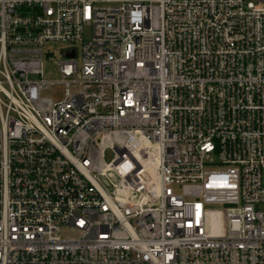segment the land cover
I'll list each match as a JSON object with an SVG mask.
<instances>
[{
	"label": "built area",
	"instance_id": "1",
	"mask_svg": "<svg viewBox=\"0 0 264 264\" xmlns=\"http://www.w3.org/2000/svg\"><path fill=\"white\" fill-rule=\"evenodd\" d=\"M0 264H264V0H0Z\"/></svg>",
	"mask_w": 264,
	"mask_h": 264
},
{
	"label": "rangeland",
	"instance_id": "2",
	"mask_svg": "<svg viewBox=\"0 0 264 264\" xmlns=\"http://www.w3.org/2000/svg\"><path fill=\"white\" fill-rule=\"evenodd\" d=\"M74 48H79V46H73ZM68 46H58L57 51H55V56L53 58H48L45 62V79L53 82H60L62 80V76L58 73V70L55 68V62L59 60H64V57L61 53L60 49H66ZM74 90V89H73ZM65 86L57 85L51 88H47L43 91L42 95L47 98H52L56 100H60L64 97ZM109 158V157H108ZM65 236H71L72 233L68 231L63 232Z\"/></svg>",
	"mask_w": 264,
	"mask_h": 264
}]
</instances>
